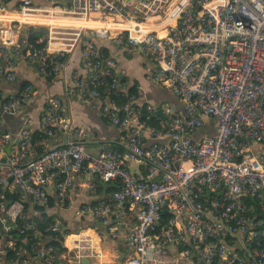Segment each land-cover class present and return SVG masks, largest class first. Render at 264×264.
Here are the masks:
<instances>
[{
  "label": "built area",
  "instance_id": "1",
  "mask_svg": "<svg viewBox=\"0 0 264 264\" xmlns=\"http://www.w3.org/2000/svg\"><path fill=\"white\" fill-rule=\"evenodd\" d=\"M11 1L0 0V80L17 82L22 61L59 77L79 45L85 73H74L67 96L101 102L122 137L115 148L101 144L89 154L87 129L73 124L57 97L39 120H23L17 142L0 131V264H264V153L252 152L264 144V0H43L47 7L18 0L10 10ZM27 23L50 34L79 29L78 38L52 50L38 35L36 44L48 45L34 46L22 34ZM84 30L91 36L80 39ZM94 37L140 50L146 79L181 105L140 103L125 90L119 59ZM34 96L29 83L9 100L0 94V106L15 114ZM144 112L158 117L156 125ZM208 119L215 133L195 139ZM56 137L65 144L49 146ZM80 175L90 191L95 180L117 190L75 208L71 191ZM7 190L21 199L7 201ZM25 203L73 210L110 237L122 233L130 246L122 263L106 262L93 234L57 217L41 233ZM129 216L135 225L124 223ZM51 239L66 250L53 254L45 245Z\"/></svg>",
  "mask_w": 264,
  "mask_h": 264
},
{
  "label": "crops",
  "instance_id": "2",
  "mask_svg": "<svg viewBox=\"0 0 264 264\" xmlns=\"http://www.w3.org/2000/svg\"><path fill=\"white\" fill-rule=\"evenodd\" d=\"M37 7H47L43 0H33ZM18 0H12L9 4V9L16 7ZM10 9V10H11ZM12 12V11H11ZM53 23V21H52ZM69 25L76 27H85L87 23H73L71 20L67 21ZM32 27V26H28ZM102 26L99 27V29ZM96 41L105 48L109 55L116 57L120 61L121 69L126 76L125 90H136L138 92L139 102L142 104L151 103L157 107L165 105L180 106L179 100L163 86L149 82L146 79L145 67L147 60L140 50L124 49L117 46L112 39H100ZM85 73L82 60V47L77 46L69 53V60L64 72L55 79H48L41 76L37 67L29 62L22 61L18 64V79L15 83H7L0 80V94L3 99H8L15 96L21 88L23 82L31 83L35 89L34 98L19 112L15 114L4 113L0 106V131L10 132L13 136L14 142L18 141L20 132L22 130V122L26 117H32L36 121L40 119L41 108L45 105L47 100L52 97H60L63 100L66 114L75 126L84 127L88 131V139L84 146L87 152L91 155H97L101 144H108L111 148H115L122 137V132L112 126L105 118L101 110V102L98 101L97 107H94L92 101L78 100L76 98H69L67 96L68 88L73 85L74 73ZM215 121L208 119L207 126L202 128L195 136V139L201 138L205 135L215 133ZM64 138L56 137L49 140V146L64 145ZM252 152L261 155L264 153V144L252 145ZM133 167H135L133 165ZM77 183L71 191L73 198V205L75 208H80L87 204L96 203L102 198L109 197L113 192L111 191L112 184L105 183L100 180H95V188L93 191L88 190L87 184L84 182L82 175L78 176ZM52 195L55 194V189H51ZM47 208V214L56 213L57 217L63 223L69 225L72 231L87 230L90 235L97 236L95 242H100L99 249L106 255V262L117 261L122 263L124 252L126 253L130 247L128 238L119 233L116 237L103 238L99 231H96L95 221L91 217H86L81 220L74 217L73 210H60L57 207ZM132 216H129L124 223L132 226L135 225ZM90 226V227H89ZM104 229V228H103ZM106 230V229H105ZM170 253L175 252L174 248L169 250Z\"/></svg>",
  "mask_w": 264,
  "mask_h": 264
},
{
  "label": "trees",
  "instance_id": "3",
  "mask_svg": "<svg viewBox=\"0 0 264 264\" xmlns=\"http://www.w3.org/2000/svg\"><path fill=\"white\" fill-rule=\"evenodd\" d=\"M22 34L23 35H27L28 38H29L30 44L35 45L36 44L35 42H36L37 36L38 35L46 36L47 32H46V30H42V29L37 28V27L24 26V27H22ZM47 45H48V43L46 41L42 45H38V46L41 47V48H44ZM106 54L109 55L107 51H106ZM27 84H29V83L28 82H23L21 86L24 87ZM135 91L131 90L130 93L134 94ZM5 100H9V98L8 99H5ZM147 115L148 114L146 112L143 113V115H142L143 120H145L146 122H148L151 125H156V122H157V118L158 117L156 115H154L152 117L153 119H147ZM39 132L40 131L37 130V132H35V135L38 134ZM108 184H112V186H111V191L112 192H114L115 190H117V185L116 184H114V183H108ZM4 198L7 201H16V200L21 199V197H20L19 194H14L10 190H7L5 192ZM257 205H258V203L255 202L254 203V206L252 207V211H255L256 210V206ZM25 206H26V210L28 212H30L31 214H33V219H34V221L36 223V227L40 230V232L43 233V234H48L49 233L48 230L53 225V222H54L55 217L53 215H51V214L48 215L47 214V211H46V208H43L42 206H39V205H36L35 206V205H31L29 203H25ZM50 207H51L50 209L53 208V206H50ZM169 218H171L170 215L166 214L165 215V220L167 221ZM94 227H95L96 231H99L100 232V235H101L102 239L103 238H107V237L110 238V233L108 231H105L103 229V227L99 223L97 225H95ZM19 238H21V237H19ZM45 245L48 248H51L53 250L52 253L55 254V255H57V256L59 255L60 252L66 250L65 248L61 247V244L58 241H56L54 239H51L49 242L45 243ZM55 264H57V262H55Z\"/></svg>",
  "mask_w": 264,
  "mask_h": 264
},
{
  "label": "rangeland",
  "instance_id": "4",
  "mask_svg": "<svg viewBox=\"0 0 264 264\" xmlns=\"http://www.w3.org/2000/svg\"><path fill=\"white\" fill-rule=\"evenodd\" d=\"M28 24V23H27ZM25 24L24 26H32L31 24L27 25ZM23 26V27H24ZM37 26V25H36ZM40 28L41 27H46V26H39ZM37 27V28H39ZM48 32V31H47ZM78 33H79V29H76V30H67V31H62L61 29L57 28L56 30V33H52L50 34L48 32V34L46 35V37L48 38V42L50 43V45H52V50H55L56 48H65L66 45H70V44H73L75 39L78 38ZM81 33V37L80 39H82L83 37L84 38H87L88 36H91V31L89 30H84ZM79 39V40H80ZM94 39L96 40L97 37H94ZM102 39V38H100ZM36 43V42H35ZM78 43V42H76ZM62 44H65V45H62ZM36 46H38V44H35ZM34 45V46H35ZM39 47V46H38ZM38 69V68H37ZM39 72V71H38ZM40 74V73H39ZM41 76H43L42 74H40ZM45 78H48V79H55L54 77H46L44 76ZM57 78V77H56ZM131 92V90H129ZM135 91V90H133ZM137 96H138V92L135 91V93ZM52 98H55V97H52ZM52 98H50L49 100H51ZM57 98H60V97H57ZM139 98V97H138ZM62 99V98H61ZM47 100V102L49 101ZM63 101V100H62ZM46 102V103H47ZM45 103V104H46ZM79 127V126H77ZM79 128H83V127H79ZM95 237L97 238V236L95 235Z\"/></svg>",
  "mask_w": 264,
  "mask_h": 264
},
{
  "label": "water",
  "instance_id": "5",
  "mask_svg": "<svg viewBox=\"0 0 264 264\" xmlns=\"http://www.w3.org/2000/svg\"><path fill=\"white\" fill-rule=\"evenodd\" d=\"M65 3L71 4V0H62ZM40 29L42 30H46L45 27H41ZM10 150V148H8V151ZM84 264H90V262L88 260H84Z\"/></svg>",
  "mask_w": 264,
  "mask_h": 264
},
{
  "label": "bare ground",
  "instance_id": "6",
  "mask_svg": "<svg viewBox=\"0 0 264 264\" xmlns=\"http://www.w3.org/2000/svg\"><path fill=\"white\" fill-rule=\"evenodd\" d=\"M82 27V26H81Z\"/></svg>",
  "mask_w": 264,
  "mask_h": 264
}]
</instances>
